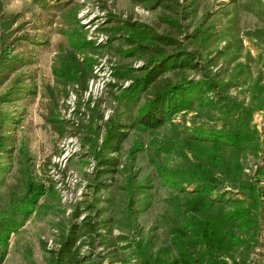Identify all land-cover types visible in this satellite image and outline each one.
<instances>
[{
  "label": "rangeland",
  "instance_id": "1",
  "mask_svg": "<svg viewBox=\"0 0 264 264\" xmlns=\"http://www.w3.org/2000/svg\"><path fill=\"white\" fill-rule=\"evenodd\" d=\"M263 30L264 0H0V264H264ZM193 209L227 226L182 258Z\"/></svg>",
  "mask_w": 264,
  "mask_h": 264
},
{
  "label": "trees",
  "instance_id": "2",
  "mask_svg": "<svg viewBox=\"0 0 264 264\" xmlns=\"http://www.w3.org/2000/svg\"><path fill=\"white\" fill-rule=\"evenodd\" d=\"M260 34L264 36V32H262ZM257 35H259V34H257ZM67 58H69V59L66 60L67 64L65 65L64 69H65L67 74L73 73L74 65L71 63L73 61L72 60L73 58L71 55H69ZM195 87H197V86L193 84L192 88H195ZM189 90H191V88H188L187 86H181L175 92L174 91H166V92L163 91V92H161L155 96L154 100L151 102V106L155 105L157 102H163V98L167 95H173L174 93H177V92L180 93V92L189 91ZM203 181L208 182V179H203ZM188 213H189V215L185 220V224H184L185 227L183 228L182 235L180 233L179 235L175 236L172 241L176 247L177 253L182 258L187 257L189 259L190 258L192 259V256H193L192 252H195V251L193 250V246L191 244L192 242H190V240L193 241V239H192L193 236L196 235L197 237H199L201 239L204 238V240H206L208 238L207 231L204 230V227L201 223L202 220H200V219L208 221V223L211 221L214 224V226H216L217 229H219L221 231L226 229L227 225L223 222L225 215H224V217L212 216V214L210 213V215L205 216V214L204 213L202 214L201 211L198 209L189 210ZM234 213L244 214L243 210H241V209H239V211L233 212V214ZM231 215L232 214L227 215L226 217L231 216ZM212 217H214V218H212ZM222 237L223 236L219 235V238L217 239V241H218L217 244H219V240H221ZM186 238H189L190 240L189 239L187 240ZM207 244H209V243L207 242ZM213 259L214 258L212 256L209 257L210 261ZM213 261L215 262V260H213ZM215 263H217V262H215Z\"/></svg>",
  "mask_w": 264,
  "mask_h": 264
}]
</instances>
